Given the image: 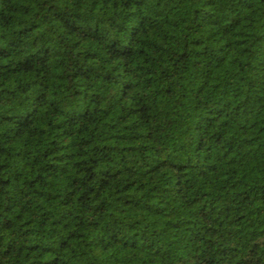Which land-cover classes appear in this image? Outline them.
Wrapping results in <instances>:
<instances>
[{"label":"trees","instance_id":"16d2710c","mask_svg":"<svg viewBox=\"0 0 264 264\" xmlns=\"http://www.w3.org/2000/svg\"><path fill=\"white\" fill-rule=\"evenodd\" d=\"M0 264H264V0H0Z\"/></svg>","mask_w":264,"mask_h":264}]
</instances>
